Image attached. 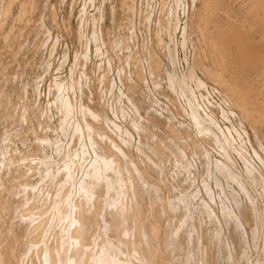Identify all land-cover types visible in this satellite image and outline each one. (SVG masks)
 Instances as JSON below:
<instances>
[{
  "label": "rangeland",
  "instance_id": "obj_1",
  "mask_svg": "<svg viewBox=\"0 0 264 264\" xmlns=\"http://www.w3.org/2000/svg\"><path fill=\"white\" fill-rule=\"evenodd\" d=\"M3 1L0 16L16 12ZM36 3L31 36L0 66V128L10 134L0 149L13 154L10 165L0 150L12 166L0 180L37 227L33 249L62 246L72 258L80 212L91 264L116 254L126 264L147 216L173 228V264H264V124L238 106L239 95L264 94V65L236 74L223 65L231 34L264 57V0Z\"/></svg>",
  "mask_w": 264,
  "mask_h": 264
},
{
  "label": "bare ground",
  "instance_id": "obj_2",
  "mask_svg": "<svg viewBox=\"0 0 264 264\" xmlns=\"http://www.w3.org/2000/svg\"><path fill=\"white\" fill-rule=\"evenodd\" d=\"M37 3H38V1H37ZM37 3H36V0L35 1L34 0H5V1H3L2 5L4 6L5 13L12 11L14 7H16V9H14V10H16V12L13 13L14 12L13 11L12 13H10L11 14L10 16H7V14H6V16H5V14L0 16V66H4L6 63V60L9 57H12V56L15 57L14 49H16L18 44H20L19 42L22 40L24 35L28 34L29 36H31L30 34H31V32L35 26L34 25L35 17H37V15L35 14V9L37 7ZM254 4H252V6L250 8H254V6H255ZM206 10H208V9H206ZM212 34H209V36ZM231 35L232 36L230 38H227L225 36L224 39L221 36V38L224 41H226L227 43L232 42L233 45H235V46H233V53H232L231 58L226 62L224 61L225 64L222 62L223 65L226 66L225 71H227V72L229 71L232 74H236V66H238L239 68H245V67L257 68L259 66L264 65V57H262V55L257 53L253 48L251 49V48L247 47L246 45H243L242 43H240V40L237 39V35L236 36H233L234 34H231ZM213 37L215 38L216 36H212V38ZM219 37L220 36L218 35L217 36L218 41H220ZM220 43L219 44L216 43V45H220ZM212 45H213V43H212ZM212 45H211V47H213ZM224 46H225V44H224ZM216 48L217 47L215 46V49ZM219 48H221V47H218V49ZM215 49H213V50L215 51ZM220 50H219V52H222ZM225 50H227V49L225 48ZM223 53L224 52H222V54ZM222 57H223V55H222ZM222 57H221V59H222ZM227 58L228 57H226V59ZM21 68H23V67H21ZM221 71H222V73H224V69H221ZM8 73L13 74V70L9 69ZM22 73H23L22 81H27L28 72L26 71L25 68L22 69ZM207 73H209V72H207ZM229 79H230V77H229ZM3 80H5V83H7L9 85V87L13 88L14 91L16 90L17 94L22 95L23 87L22 86L20 87L18 85V83H20L22 81H19V82H18V80L15 81L11 76L4 77ZM16 82H18V83H16ZM234 86H236V85H234ZM255 89H258V88H255ZM233 90L234 89H231V91H233ZM1 91H0V97H1L0 98V106L2 104L6 105V102H7L6 101V94L3 91L1 93ZM236 92H234V93H236ZM233 95H236V94H233ZM240 96H242L241 99H240ZM235 97L238 100V97L237 96H235ZM239 100L240 101L238 102V106H240L242 108H239V107L238 108H239V110L241 109V114L244 117V119L252 120L255 124H260V125L264 124V94L256 93V94H252V95H247V94L246 95H239ZM233 104H236V106H237V103H233ZM19 119L21 122H22V119L26 121L27 116L23 115V117L21 116V118H19ZM2 129L4 130L3 132H1L2 130L0 128V147H1L2 141H3L2 143H5L6 141L8 142V137L10 135V134H8L9 131H8L7 127L2 128ZM2 133H4L3 138L1 135ZM9 143H10V141H9ZM5 144H8V143H5ZM3 147H7V146H3ZM262 148H264V147H262ZM0 150H1V154H2L3 158L7 161L9 160L10 165H11L13 154L11 152H6L4 150L2 151V148ZM106 152L109 153L108 150ZM1 160L2 161H0L1 162L0 163V173L3 174L4 169L5 170L6 169L11 170L12 166H9L10 168L7 167L5 162H3L4 160L3 159H1ZM106 166H107V164H106ZM15 174H16V171H15ZM2 176H4V175H1V177ZM4 184L5 183L3 182V180H0V264H91L90 258L93 256L90 254V251L87 250L88 248H86L88 241H89V236H90L89 230L87 231V229H85L84 226H82V224L79 223V219H78L79 217L84 218V215H86V214H82L80 212L76 213L77 215L74 214V215H76V219H75V222H73V223L76 226H73L74 227L73 232H72V234H70L71 232L69 233V238L67 240V243L70 242V248L72 250V258L68 257V258L63 259L61 257L60 248H62V246L60 248H56L55 246L51 247V245L50 246L45 245L44 247L42 246V249H36V248L33 249L34 247L32 246V243H31L32 237L30 234L33 230H36L37 227L33 226L32 220L30 219V215L26 212L27 210L17 209V207L19 205L18 204V201H19L18 197H16L15 195H12L10 193L11 189H9L8 185L6 187H3ZM18 190H21V189L19 188ZM29 190H31V189H29ZM21 193H23V192H21ZM32 199H33V197H32ZM55 201H56V199H55ZM54 207H55V205H54ZM74 209L78 211L77 208H74ZM115 215L116 214H112L111 217L114 218ZM139 215H140V212H139ZM140 217H141V215H140ZM74 218H73V220H74ZM104 219L107 220L106 215H104ZM142 219L144 220V223H142L139 226V229H137L136 233L134 234V241L131 242V244H132L131 250L127 251L128 257L130 258L128 260H130V261H129V263L127 262L126 264H173V262L170 260L172 255L169 256L170 251H175L173 246H171L172 245L171 243H172V234H173L172 230H173V228L171 227L172 228L171 229L170 226H166V227L164 226L163 227L155 219H152L151 222L145 221L147 219V216H145ZM148 219H150V218H148ZM120 223L121 222L119 221L118 225L109 224V228L113 229L115 227L114 229L119 231ZM121 230H123V233L121 234L119 232L117 235V237L119 239L116 238L115 241H117V239H118L119 242L125 241V243H126V241L129 240L130 234H127L128 228L126 227V225H123V222L121 224ZM53 233H55V232H53ZM65 237H66V235H65ZM115 237H116V235H115ZM108 241H109V239H108ZM47 243H49V242H47ZM54 245H55V243H54ZM67 246H68L67 247V249H68L69 245H67ZM30 247L32 248L31 251L33 250L31 254L29 251ZM106 247H108V246H106ZM137 247H138V254H135L133 252V250ZM167 252H168L169 257L164 255V253L166 254ZM171 254H173V253H171ZM103 255H101V256H103ZM117 255L118 254H116L115 256H112L113 260H114V261H112V263L111 262L109 263L106 260V261L101 262L100 264H125V263H123V261H120V258L119 259L117 258ZM89 256H91V257H89ZM88 257H89V259H88ZM135 259H136V262H135Z\"/></svg>",
  "mask_w": 264,
  "mask_h": 264
}]
</instances>
